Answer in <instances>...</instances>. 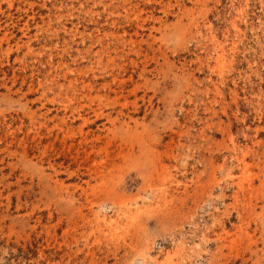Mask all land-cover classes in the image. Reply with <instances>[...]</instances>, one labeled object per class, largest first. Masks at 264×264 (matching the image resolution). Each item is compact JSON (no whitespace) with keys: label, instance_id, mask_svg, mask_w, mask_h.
Masks as SVG:
<instances>
[{"label":"rangeland","instance_id":"rangeland-1","mask_svg":"<svg viewBox=\"0 0 264 264\" xmlns=\"http://www.w3.org/2000/svg\"><path fill=\"white\" fill-rule=\"evenodd\" d=\"M0 264H264V0H0Z\"/></svg>","mask_w":264,"mask_h":264}]
</instances>
